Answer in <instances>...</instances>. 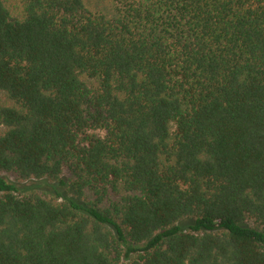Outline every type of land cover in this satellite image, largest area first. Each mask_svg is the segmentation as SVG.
Masks as SVG:
<instances>
[{"label": "trees", "instance_id": "1", "mask_svg": "<svg viewBox=\"0 0 264 264\" xmlns=\"http://www.w3.org/2000/svg\"><path fill=\"white\" fill-rule=\"evenodd\" d=\"M0 264H264V0H0Z\"/></svg>", "mask_w": 264, "mask_h": 264}, {"label": "rangeland", "instance_id": "2", "mask_svg": "<svg viewBox=\"0 0 264 264\" xmlns=\"http://www.w3.org/2000/svg\"><path fill=\"white\" fill-rule=\"evenodd\" d=\"M88 1H90V2H92V3H95V2H97L98 0H88ZM10 180H12V181H14L13 180V178L12 177H8ZM16 184L17 185H22V183H17L16 182ZM28 185H29V183H27ZM26 184V185H27ZM54 183H50L49 185H46V184H42L41 185V191H44L45 190V192L48 194V196H52V195H54V192H53V187H52V185H53ZM189 219H187V220H185V221H183V222H181L184 226H187L188 224H189Z\"/></svg>", "mask_w": 264, "mask_h": 264}]
</instances>
